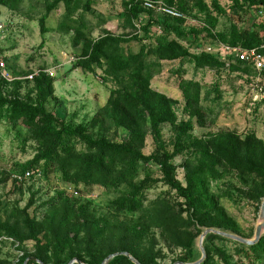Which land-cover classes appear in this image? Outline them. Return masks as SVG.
<instances>
[{"label":"trees","instance_id":"16d2710c","mask_svg":"<svg viewBox=\"0 0 264 264\" xmlns=\"http://www.w3.org/2000/svg\"><path fill=\"white\" fill-rule=\"evenodd\" d=\"M81 1L42 0L45 11L39 19L41 34L47 32L45 22L60 5L65 9L64 21H73ZM144 1H161L183 18L145 11ZM229 1L232 15L219 0L210 4L207 0H125L118 29L130 30V36L103 30L94 40L79 28L68 27L67 31L74 33V46L81 50L73 70L96 77L99 71L98 78L109 92L105 105L88 126H72L48 110L55 100L54 79L40 74L26 81L31 89L24 96L19 93L23 84L20 80L0 81V121L24 127L23 142L36 146L30 161L0 173V185L15 173L38 170L41 180L54 175L77 192L80 187H100L113 195L104 212L92 201L58 192L30 215L38 194L30 191L24 208L12 209L4 219L0 216V242L12 241L21 254L16 264H38L28 259L41 264H69L73 260L102 264L117 253H128L139 264H162L157 237L168 248L180 250L173 264H193L201 257L197 243L206 229L245 240L253 238L255 226L248 232L242 230L220 202L223 198L235 202L237 198L253 204L258 216L264 200V141L254 133L242 137L231 131L195 136V125L205 128L207 121L201 106V85L180 76L178 89L186 121L178 118L179 102L151 86L163 62L179 63L178 75L183 74L186 62L198 70L240 73L248 82L256 77L245 63L197 52L222 43L258 49L264 56V0ZM21 2L0 0V6L15 11ZM90 5L91 0H86L82 8L89 11ZM247 17L253 21L250 29L241 26ZM221 19L225 22L219 29ZM186 42L190 45H184ZM132 43L139 44L137 52L125 50ZM167 127L169 138L163 133ZM118 131L122 132L120 140L112 135ZM148 138L153 147L146 154ZM177 159L181 160L179 165ZM158 183L168 192L147 202L146 193ZM14 189L22 193L21 186L15 184ZM42 208L45 212L38 219ZM214 241L236 245L235 255L241 264H264V234L252 247L208 235L202 264H233L223 248L213 245ZM0 264L13 263L0 259ZM108 264L133 263L117 256Z\"/></svg>","mask_w":264,"mask_h":264},{"label":"rangeland","instance_id":"374dc122","mask_svg":"<svg viewBox=\"0 0 264 264\" xmlns=\"http://www.w3.org/2000/svg\"><path fill=\"white\" fill-rule=\"evenodd\" d=\"M124 1L91 0L90 10L84 11L82 7L86 0H82L79 9L73 14L74 20L69 22L64 21L65 9L63 5H60L46 20L47 32L43 35L39 26V19L45 11L42 0H22L15 11L0 6V60L6 62L14 77L21 79L23 84L19 89L20 95H26L31 89V85L23 80L25 77L38 71L51 70L52 79L55 80L53 85L55 100L49 103L48 110L56 113L67 124L88 126L105 105L109 92L98 78L101 77L99 71L96 77L73 70L72 66L80 56L81 50L74 46V33L67 31V28H79L82 33L94 40L101 37L103 30L130 36L132 34L130 30L118 29L123 21ZM210 1L207 0V3L210 4ZM219 3L229 15H232L229 10L231 5L229 0H219ZM248 18H245L241 25L244 29H250L252 25L253 21H249ZM224 22L223 19L220 20L219 29ZM184 45L189 46L190 43L186 42ZM138 49L137 43L125 47L126 51L132 50V52H137ZM162 67L161 73L153 78L151 86L157 92L179 102L176 112L180 121L187 120V116L183 113L184 103L178 89L180 76L185 80L197 81L202 87L201 106L207 113V121L205 128L195 125V136L231 131L242 137L254 133L264 141V101L253 108L249 106L250 82L247 81L246 76L229 71L198 70L186 62L182 65L184 72L179 73L180 75L177 73L179 63L163 62ZM262 81L264 83V76ZM95 132H98V129ZM163 133L165 138L170 137L168 127L164 128ZM115 134L116 132L112 133L113 137L120 140L122 132L118 131ZM25 135L24 127H13L7 122L0 121V173L11 172L14 165H23L33 158L36 146L31 142L24 143ZM152 147L151 140L148 138L144 152L151 153ZM180 161L177 159L175 163L179 165ZM157 177L158 175L155 174V178ZM177 178L182 179L180 170L177 172ZM14 187L15 184L10 181L0 185V216L3 219L12 209L16 207L22 209L28 204L30 191L38 193L34 199L35 204L29 210L30 215L42 203L55 197L58 192L92 201L99 210L104 212L107 202L113 197L100 187L87 189L80 187L77 192L72 186L63 184L54 175H51L48 180L34 179L23 184L22 193L16 191ZM167 192L168 189L158 183L146 193L147 202H152ZM172 194L170 198H173ZM234 200L235 202H232L223 198L220 203L241 229L248 232L259 223L254 205L237 198ZM44 212L45 208L40 209L37 218L41 219ZM157 239V249L162 255L161 263L173 264V261L181 254L180 250L170 249L160 238L157 237ZM213 245L223 248L232 258L233 264H241L235 255L236 245L219 241H214ZM28 248L31 250V246ZM18 256L21 254L17 252L12 241L1 240L0 259L16 264Z\"/></svg>","mask_w":264,"mask_h":264},{"label":"built area","instance_id":"2783aa9c","mask_svg":"<svg viewBox=\"0 0 264 264\" xmlns=\"http://www.w3.org/2000/svg\"><path fill=\"white\" fill-rule=\"evenodd\" d=\"M142 7L145 11L153 12L155 14L171 17L174 19H182L183 15L175 8L166 6L161 1H144ZM197 52H205L208 54H214L222 60H236L251 66L256 74V77L250 79L249 84V106L255 107L257 104L264 101V83L262 81V72L264 71V56L258 49H243L241 47H231L222 43H217L213 47L207 46L204 50L200 49ZM72 63L73 60L71 59ZM40 74H44L50 78L53 77L51 70H42L25 77L23 80L32 81L33 78ZM18 79L12 75V72L8 69V66L4 60H0V81L5 83H12L18 81ZM34 179L41 180V174L38 170L26 171L22 174L15 173L11 175L10 182L17 186L33 181Z\"/></svg>","mask_w":264,"mask_h":264},{"label":"water","instance_id":"95a60500","mask_svg":"<svg viewBox=\"0 0 264 264\" xmlns=\"http://www.w3.org/2000/svg\"><path fill=\"white\" fill-rule=\"evenodd\" d=\"M258 218H259V223L255 226L254 236H253V238L251 240H245V239H242V238L237 237L235 235L224 233V232H221V231H218V230H214V229H206V230H204L203 233L200 235V237L198 239V243H197V247H198V250H199V252L201 254V257H200V259L197 262H195L193 264H202L203 261L205 260L206 254H205V250H204L203 244H204L205 238L208 235L219 236L221 238L230 240L232 242H235V243H237L239 245L246 246V247H252V246L256 245L259 242V240L262 237V235L264 234V200L261 203L259 214H258ZM117 256L126 257L131 263L139 264L138 261H136L134 258H132L128 253H117V254H114V255H110L104 260V262L102 264H108L113 258H115ZM28 260H31V261H33L35 263H38V264H41L40 262L36 261L35 259H28ZM69 264H83V263H81L78 260H73ZM174 264H183V263L176 262Z\"/></svg>","mask_w":264,"mask_h":264}]
</instances>
